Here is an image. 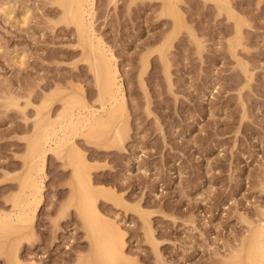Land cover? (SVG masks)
<instances>
[{
  "label": "rangeland",
  "instance_id": "1",
  "mask_svg": "<svg viewBox=\"0 0 264 264\" xmlns=\"http://www.w3.org/2000/svg\"><path fill=\"white\" fill-rule=\"evenodd\" d=\"M66 1L0 0V213L21 208L33 92H41L34 103L63 91L61 101L81 85L86 101L101 108L78 32L63 18ZM168 1L94 0L93 27L118 57L131 131L112 153L98 152L81 135L73 142L96 166L89 165L94 184L114 188L97 206L128 232L117 264H244L243 244L264 223V0ZM170 6L187 26H174ZM46 81L52 85L41 88ZM62 155L46 157L34 237L28 230L20 242V231L0 234V264H11L17 251L22 261L14 257V264L110 261L95 253L78 200L70 202L73 164ZM143 208L154 237L139 216Z\"/></svg>",
  "mask_w": 264,
  "mask_h": 264
},
{
  "label": "bare ground",
  "instance_id": "2",
  "mask_svg": "<svg viewBox=\"0 0 264 264\" xmlns=\"http://www.w3.org/2000/svg\"><path fill=\"white\" fill-rule=\"evenodd\" d=\"M163 1L165 2V0H163ZM175 1H177V0H174L173 2H175ZM225 1L228 3L227 0H224V2ZM64 3L65 4L62 5V6H64L63 12H65V15L63 18L65 21H67V23H70L73 26H75V29L78 32V34H77L78 43L81 46V47L80 46L79 47L83 49L82 54L86 55L85 56L86 59H84L83 61L84 62L86 60L88 61L90 70L93 72L95 84H96L97 91H98V99L97 100L99 101V105L101 108H99V109H97L98 107L94 108V107H92L91 104L88 103L89 100L86 101L84 94H81V90L83 89V88L81 89V85L79 87V85L77 86L74 84V88L72 90L73 92L67 94L65 99L63 96H62L63 99L60 97L61 101H63L62 102L63 104H62V106L58 112H55L56 106H54V103L57 100L60 101L59 94L61 96L63 91H60L59 94H58V92H54L55 94L57 93V96H55L53 92H50L52 94H45L41 100V103H39V104L34 103V100H36L37 98H39L41 96V94H40L41 92L39 90L37 91V89H36V92H33L35 94H34V96L32 95L33 98H32V100H30V102L35 107V116L33 117L34 118L33 119V125H32L33 132H32V135L29 139V145H28L29 149H27L28 150V152H27L28 157H26V160L28 159V161H26V162H28V163L27 164L24 163V165L27 166V169H24L26 171H24L25 173H24L22 179L20 180L21 181V184H20V191L21 192H18V193H20V195L16 194V195H19L18 197H20L22 200V201L20 200L21 201V204H20L21 208L20 209L18 208L19 211L15 212V213H14V211L13 212L11 211L12 213L11 212L10 213H8V212L7 213H4V212L0 213V230H1L0 234L6 235L10 232L15 233L16 230L20 231V234H21V233H23V231L28 230V233L30 231V238H31V236L34 237V235H35V234L33 235V231H34L33 228L35 227L34 221L38 215L37 214L38 211L40 209H42V206L44 204V202L42 201L43 200L42 190L44 188L43 187L44 177H42L43 176L42 174L46 173V172H44L45 167H46L45 166V160L48 159L46 157H47L48 153H50V152H52L54 154L56 153L58 156H61L62 154H66V155H68V158L70 157L69 160H71L72 164H73V168H72L73 169V172H72L73 182L71 183L72 184L71 186L73 187L72 190L74 191L73 192L74 194H71V195H73V198H72V196L70 197V199L72 198L70 200V202L74 198L76 200H78V202H79L78 203L76 201L75 203L79 204L78 206H80L79 209H81V212L78 209L77 210L79 211V215L80 216L83 215V217H84L83 222L87 226L88 232L90 234L89 236L92 238L91 244H92V248L95 250V253L96 254L97 253L106 254L108 256V258L110 259V261H108L109 263L108 262L106 263L104 261L105 260L104 258H106V257H105V255H103L104 260H102V263L103 264L104 263L105 264H117L115 261L116 258H119V261H120V259H122L121 258L122 256L123 257L126 256V255H124V253H125L124 247H125V243H126L125 242V235L128 232L126 231L127 233L125 234V231H124L125 227L122 228L123 226L121 227V224H119L116 220H112V221L110 220L109 221V219H107L105 217V215H100V211L98 210V208L101 205L97 206L98 200L100 198H103V196H104V200L106 197L109 198L110 194L112 193L111 191L114 190V188L112 190L110 188V190H109V189L105 188L104 186L100 187V186H96V183L94 184L93 180H95V179L92 178L93 173L91 171V169L93 167L90 168V166H89V165H92V166H94V165L92 163H90L91 161L87 162V161H89V160H86V157L88 158V156H85V153L82 154V151L78 149L79 147L78 148L76 147L77 144L75 145L73 140H74L75 136L81 135L84 137V139H86V141H88V143L93 147V149L95 148V149L99 150L98 152H100V153H101V151L111 152V151L117 149L118 147H120L121 142L122 143L126 142L125 140L128 137L124 138V135L126 137V135H127L126 133L129 130L128 128H131V127H128V126H130V125H128V122H129L128 120L130 119L128 117H130L129 116L130 113H128V102H127V97L125 94L126 89H124L125 88L124 83L122 81L121 74H120L121 70H120L118 63H117L118 57H116V54L114 53V51L112 49L113 47L112 48L108 47L107 46L108 44L106 45L105 42L100 37H97L98 36V35H96L97 33H95L96 31L94 30V27H93L94 24H93V20H92L94 15H95L94 14V12H95L94 0H67ZM167 3H169L168 0H167ZM175 3H177V2H175ZM227 3H224V7L227 6L226 5ZM152 4H154V3H152ZM174 6H176V5L172 4V7H174ZM165 7H166V3H165ZM167 8H169V4L167 5ZM170 9H171V6H170ZM176 9L179 10V7H177ZM177 10H176V12H177ZM228 10H229V8H228ZM231 11H232V13L234 12L233 10H229V12H231ZM176 12L174 11V8H173L167 13V9H166L167 16L171 17L170 15H168L170 13L173 15L174 26L179 29L180 25H182L183 21L186 19L181 18L179 16L180 14L178 12L177 13ZM234 14H235V12H234ZM181 16L183 17V15H181ZM235 17H237V19ZM234 18L236 19V21H238L240 19L237 15L234 16ZM25 19L24 20L27 21L28 18L26 17ZM238 23H240V21ZM185 26H187V23L185 24ZM236 27L239 28V25H237ZM182 29H183V27H182ZM239 30L241 31V27L239 28ZM239 30H237V31H239ZM174 31H176V29ZM178 31H181V28ZM240 31H239V33L241 34ZM171 34H173V31ZM174 34H176V33H174ZM168 36H169V34H168ZM168 36H166V40H167ZM170 37L174 38L173 35L169 36L168 37L169 41H170V39H169ZM240 37H242V35H240ZM175 39H174V41H175ZM165 43L162 42L163 46ZM170 44L172 45V43H170ZM165 46H167V49L171 47L170 45H169L170 47H168V45H166V44H165ZM160 48H162V47H160ZM157 49H158V53H159L164 49V47L162 50H160L159 48H157ZM150 52H151V54H153L152 51H150ZM151 54H150V56H151ZM147 56H149V54L143 55V57H145V59H146L145 61L148 60ZM142 59L144 61V58H142ZM168 59H169V57H168ZM167 61H169V60H166V62ZM142 63L144 64V62H142ZM147 63H149V62H147ZM147 66H148V64L146 65V67ZM167 66H169V65H167ZM143 69H146L145 66ZM78 74L79 73H77V75ZM142 77L143 76L141 75V79H142V81H144V79ZM72 79H74V78H72ZM42 84L43 85H41V88H43V89L49 88L50 85H52L51 82H49V81H46L45 83H42ZM69 84H71V83H69ZM33 86L35 87L36 85H33ZM39 86H40V84H39ZM66 88H68V87H66ZM70 88L72 89V87H70ZM33 89L34 88H32L31 90L33 91ZM56 89H58V88H56ZM56 89H53V90H56ZM69 89H67V90L69 91ZM61 90H62V88H61ZM67 90H64V91H67ZM83 92H84V89H83ZM58 107H59V105H58ZM54 112L56 115H54ZM29 127H30V125H29ZM129 131H131V130H129ZM68 147H69V149H68ZM121 147H123V144ZM71 158H74V159H71ZM66 160H67V158H66ZM69 160H67V162ZM71 161H69L67 164L69 165ZM94 167H96V166H94ZM22 174H23V172H22ZM7 176H5L6 181L8 179ZM10 176L12 177L11 174H10ZM18 176L20 177V175H18ZM14 178L15 177L13 176V179ZM3 180H4V178H3ZM99 181H101V180H99ZM1 182H2V180H1ZM95 182H97V181L95 180ZM103 185H105V184H103ZM106 186H108V185H106ZM120 195H119V197H120V199H122L121 197H123V195L122 194H120ZM18 197L14 198L15 202H16ZM115 197H117V195H115ZM124 199H122V200H124ZM18 200H19V198H18ZM20 201H18V202L20 203ZM109 201H107V202H109ZM15 202H14V206L16 205ZM101 202H103V201H101ZM112 202H111V204H113V205L116 203L115 201H114L115 203H112ZM120 203H122V202L121 201L118 202V204H120ZM123 203L126 206V203L125 202H123ZM77 204H75V206ZM20 205H18V206H20ZM73 205H74V203H73ZM117 206L118 207L120 206V208H121V205H117ZM137 207L138 208H135V210L136 209L140 210V208H139L140 206H137ZM76 208H78V207L76 206ZM122 208H123V206H122ZM16 209H17V207H16ZM143 210H144V208L142 209L143 214H139L140 212L138 211L139 216L141 215L142 217H144V215L145 216L147 215V217H148L149 213L147 214V213H145L146 211L143 212ZM101 212H102V210H101ZM80 213H82V214H80ZM102 216H104V217H102ZM144 218H143L144 220L142 219V221H144L143 223H146L147 222L146 217H144ZM147 219L149 222L151 221V220H149L150 217ZM146 225L148 227L147 223H146ZM151 227H152V225L150 227H148V231H149V228L152 229ZM253 228H254V230H252V235H249L250 237L247 236L248 242H245L243 244L244 250L247 251V252L245 251L246 254L244 252V254L246 255V256L244 255L246 258V259L244 258L246 260V262H244V264L245 263L246 264H264V223L261 225L255 226V227L253 226L252 229ZM150 231L148 232L149 236H151L153 233L152 232L153 230L151 232ZM12 233L9 234V237L12 236ZM17 233H19V232H16L15 234L18 235ZM9 237H8V239H9ZM28 237H29L28 234L26 235V233H23V236H21L19 238L18 242H20V240L22 241L23 238L28 239ZM152 237H154V236L152 235ZM1 238H3V237L1 236ZM3 241L5 242V240H3ZM3 241H0V243L4 244ZM6 241L8 242V240H6ZM18 242H16V243L18 244ZM1 244H0V247H1ZM13 244L15 245V242H13ZM13 248L15 249V247H13ZM13 248H12V250H13ZM16 248H17V246H16ZM5 249H6V247H5ZM5 249L3 248V250H5ZM15 250L17 251L18 249H15ZM8 251H6L7 254H8ZM16 251H14V253ZM10 252H11V246H10ZM17 252H16V254H14L15 258H17V255H18ZM93 253H94V251H93ZM96 254H94V257H96L95 256ZM240 254L243 256V254L239 252V255ZM8 255H9V259H10L11 258L10 256H12V255H10V254H8ZM19 256H21V255H19ZM14 257H12L13 262L11 261V264L12 263L14 264V259H15ZM94 257H93V260H94ZM98 258L99 257L97 255V258H95V260ZM101 258H102V255L100 256V259ZM108 258L106 259V261L109 260ZM127 258H129V257H127ZM127 258H126V260H127ZM17 259L22 261V259H19V258H17ZM128 260H127V262H128ZM238 260H240V259L238 258ZM20 261L18 263L23 264V262L20 263ZM122 261L120 262L121 264H122ZM95 262L97 264V262H101V261L96 260ZM95 262H93V263H95ZM242 262L243 261H241V262L239 261L238 263L241 264ZM18 263H16V260H15V264H18ZM98 264H101V263H98Z\"/></svg>",
  "mask_w": 264,
  "mask_h": 264
}]
</instances>
